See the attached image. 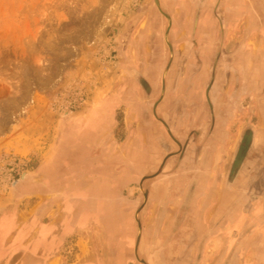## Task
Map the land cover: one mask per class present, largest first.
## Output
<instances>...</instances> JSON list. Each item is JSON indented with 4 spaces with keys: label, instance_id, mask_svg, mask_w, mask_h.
Instances as JSON below:
<instances>
[{
    "label": "rangeland",
    "instance_id": "obj_1",
    "mask_svg": "<svg viewBox=\"0 0 264 264\" xmlns=\"http://www.w3.org/2000/svg\"><path fill=\"white\" fill-rule=\"evenodd\" d=\"M197 2L171 0L168 7L169 0H0V233L13 236L2 242L3 252L12 246L11 238L27 233L26 225L36 215L40 221L46 219L51 201L54 209H62L66 194L61 191L60 179L56 174L50 178L42 173L41 167L50 166L52 173H57V166L67 168L69 163L58 159L63 149L78 148L88 137L96 141L90 151L92 157L97 153L96 146L108 142L100 159L103 161L120 159L126 142L138 140L135 111L147 96L132 77L134 74L161 89L163 78L173 73L171 87L182 92L172 96L176 103H182L183 92L189 90L188 76H193L194 86L208 80L210 64H199L198 60H203L212 43L207 41L206 22L218 0H208L198 29L194 28ZM162 3L169 10H164ZM246 5L248 11L239 15L236 30L226 39L227 45H246L239 63L246 68L237 78L229 80L233 76L229 73L218 81V86L230 88L225 94L227 109L218 111L215 122L218 138L224 142L220 164H226L237 139L249 142L250 128L258 126L260 138L256 139L252 163L247 162V172L236 182V190L243 188L246 192L238 197L243 206L240 221L244 223H236L240 215L237 212L220 224L221 231L213 239L218 240L217 248L234 246L227 237L232 229V236L264 229L260 221L254 228L247 227L249 205L254 203L260 210L264 199V0H246ZM170 25L174 39L166 36ZM167 39L174 46L175 59L168 73ZM258 64L260 70L256 69ZM204 87L192 91V104H201ZM207 118L203 123L210 126L211 117ZM100 160L92 164L93 169L103 166ZM255 171L258 174L252 178L251 172ZM113 176V186L119 188L123 200L117 210H122L130 222L119 232L121 237H131L137 229L134 212L140 189L136 181H126L121 188L122 172ZM49 180L52 190L48 189ZM153 211L151 208L144 224L150 231L146 240L149 245L157 231L156 223L150 221ZM179 226L180 222L173 223L172 228L160 224L158 230L164 234L154 239V246L162 248L172 240L178 249L171 258L162 253L160 264H170V260L172 264L174 260L176 264H192L194 253L190 252H195L199 239L173 238ZM182 231L193 230L186 224ZM132 241L127 248L134 257ZM186 251L188 254H184ZM6 261L12 263L14 259ZM240 261L237 256L235 264Z\"/></svg>",
    "mask_w": 264,
    "mask_h": 264
},
{
    "label": "water",
    "instance_id": "obj_2",
    "mask_svg": "<svg viewBox=\"0 0 264 264\" xmlns=\"http://www.w3.org/2000/svg\"><path fill=\"white\" fill-rule=\"evenodd\" d=\"M207 3L208 0H198L197 2L194 22L196 29L199 27L200 15ZM247 7L246 0H233L232 3L230 0H218L214 11L208 16L206 22L209 33L211 32L210 29L215 28V26L217 32L214 38L207 37V41L212 43H210L206 55L202 56L203 60H198L199 64H202L203 61L210 64L208 80L206 82L199 81L194 86L193 76H188L189 90L183 92L182 103H176L174 99L172 100V96L182 93L180 90H174L171 87V82L174 80L173 73L163 78L161 89L153 87L144 77L141 80L135 74L132 76L139 82L140 88L147 96L144 104H141L135 111L139 121L137 138H141L142 141L145 140L144 135L139 132L144 127L148 131L152 150L149 151V157L147 156L145 160L132 166L129 169L130 174L127 172L128 176L121 180L122 182L120 181L123 183L121 188L126 186V181H136L140 189V196L135 202L136 209L134 212L137 229L133 236H128L129 239L124 241L125 246H128L129 240H133L134 257L129 255L128 248H126L125 252L128 254L125 256L126 264H160L159 260L162 253L167 254L170 258L173 254H177V244H174L172 240L162 248L154 246V239L163 237L162 234H164V231L158 230L160 224L167 223L169 228H172L173 223L177 222H180V226L177 228L178 230L173 232V238L199 239V244L193 252L192 264H203L205 260L206 264H235L238 256L234 254L235 248H238V242L232 238L235 231L232 229L227 233V237L233 240L232 245L234 244V247L231 245L233 248L229 246H218L217 248L215 244L218 240L213 241V239L221 231L222 226L220 224L226 221L232 213L238 212L240 214L237 215L239 219L236 223H244V220L240 221L243 215L241 212L243 206L238 197L242 194L245 195L246 192L243 188L236 190V182L247 172L246 165L248 161L251 162L250 160L253 159L256 152V139L259 133L257 132L258 126H256L250 128L252 136L249 142L237 139L231 155L223 166L219 161L224 142L218 138L215 122L218 111L227 109L225 94L230 92V88L224 89L222 86H218L219 79L226 77L229 73L233 74L229 80L233 77L237 78L241 74L240 71L246 68V66L239 64L244 57L246 45L244 43L234 45L232 42L227 45L226 39L233 30H236V23L241 20L239 15L248 11ZM163 9L167 10L165 7ZM214 18L216 19L214 20ZM166 36L174 39L175 33L172 32L171 25ZM166 43L170 50L169 64L166 69V73H168L175 59L173 44L169 43L168 39ZM260 68L259 64L256 65L257 70ZM202 85L205 90L203 101L201 104H192L190 102L192 99L190 100L189 96H192L194 89ZM239 86L240 84L237 89ZM229 87H232V84ZM172 91L175 92L172 93ZM174 114L177 115L175 118L173 117ZM209 117H211L212 122L210 126L207 125V122L203 123V119H209ZM107 146L108 142L104 141L95 147L97 148V155L94 154L95 159L100 160L102 158ZM246 147H248L247 153L243 155ZM113 164L118 173L125 169V163L121 162L120 159L108 163V165ZM188 165L190 166L188 167ZM251 174L254 178L258 171H255L254 174L251 172ZM47 185L48 189L52 190L51 180L48 181ZM232 192L236 193L233 195ZM126 206L129 207V205ZM156 207L158 208L156 209ZM256 207L257 205L254 203L249 205L252 210ZM151 208H154V211L150 221L156 223L157 231L153 232L151 236L153 242L151 241L152 244L149 245L146 244V240L150 231L144 224L147 222ZM260 215V222L263 225L264 199L260 205ZM188 216L191 217V222ZM14 219L16 222V218ZM33 219L31 224L26 227L28 230L41 222V218L37 215ZM89 219L83 217L77 221L81 228L80 246L83 256L77 260L76 264H103L104 251L108 246L112 250L110 261L112 264H119L121 260H118V250H121L123 243H120L117 229L115 232L110 230L113 234V240L108 245L104 237H101L105 228L101 223L98 227V224L93 220L90 222ZM186 224L190 225L193 231L183 232L182 226ZM199 229L200 231H198ZM234 230H237V227H234ZM171 234L169 235L170 238ZM86 235L88 237L84 241L83 238ZM211 248H215V250L212 251ZM92 250H96L98 253L95 257L93 256V260L89 258L92 255ZM184 254H188V251ZM172 262L170 260L169 263L172 264ZM174 263L176 264L175 260ZM240 264H253V262L252 260L249 261L248 258H242ZM260 264H264V262Z\"/></svg>",
    "mask_w": 264,
    "mask_h": 264
},
{
    "label": "crops",
    "instance_id": "obj_3",
    "mask_svg": "<svg viewBox=\"0 0 264 264\" xmlns=\"http://www.w3.org/2000/svg\"><path fill=\"white\" fill-rule=\"evenodd\" d=\"M251 1L253 3V0H250V3ZM210 30L211 32L207 34V37L214 38L215 28L213 27ZM248 59L250 58L248 57ZM249 61L247 60L248 64ZM261 66L263 67V65ZM139 132L144 135L146 143H144L145 140L142 141L139 138L140 140H133V144L126 142V145L120 151V161L125 163V169L121 171L124 179L128 176L127 172L130 174L129 169L138 162L140 163L142 160H145L147 156L149 157V151L152 150L148 131L142 127ZM259 138L260 136H258L257 141ZM95 142V138L91 139L88 137L85 138V141L81 140L78 148L76 146L72 149H63L64 154L59 155L58 159H63L69 165L67 168L65 166H57V173H52L50 166L41 167V172L46 173L50 178L54 177L53 174L58 175L57 177L55 175V177L60 179L62 185L61 191H64V194H66L62 209H54V202L51 201L48 204L50 209L46 219L38 225H33L28 230L30 232L25 233L23 237V234L19 233V236L11 238L12 243L10 245L12 246L8 252L2 251V242L13 236L11 234L7 237V235L4 236L0 233V264H76L77 260L83 256L80 246L81 228L77 223L78 219L83 217L90 218V222L93 220L96 224L101 223L103 225L105 230L101 237H104L108 245L113 240V234L110 230L115 232L117 229L120 243H123L120 248L121 250H118V260H121L119 264H126L125 256L128 254L125 252L127 246H125L124 241L129 237H121L120 232L130 222L122 210L119 209L120 212L117 210L118 206L122 204V200L120 198L121 193L117 187L113 186V179H115L113 175L114 173L117 174V172L113 169L111 172V165L105 164V162H110V158L104 160L105 162L103 159L100 160L103 166H95V169L92 168V164H96L99 161L90 156V151H92L91 149ZM138 145L139 147L137 148ZM106 148L103 155H105ZM236 213L231 214V219L236 216ZM247 217V227L254 228L260 221V210L258 208L248 210ZM38 226L39 229L35 232ZM37 232L38 234L34 235ZM87 237V235L84 236L83 240L85 241ZM232 238L239 241L238 248H235L234 251V254L238 255V258H250L253 264L264 262V229L249 231L247 234L239 232ZM211 249L212 251L215 250V248ZM91 252L92 255L89 258L93 260V256L95 257L98 253L96 250H92ZM229 252H231V249H229ZM6 253V258L2 257ZM104 255L105 257L102 260L104 262L102 263L112 264L110 261L112 250L109 246L105 248ZM11 258L14 259V262L7 263L6 260Z\"/></svg>",
    "mask_w": 264,
    "mask_h": 264
},
{
    "label": "bare ground",
    "instance_id": "obj_4",
    "mask_svg": "<svg viewBox=\"0 0 264 264\" xmlns=\"http://www.w3.org/2000/svg\"><path fill=\"white\" fill-rule=\"evenodd\" d=\"M196 1V0H195ZM163 4V3H162ZM171 1L169 0V6L170 7ZM164 6V5H163ZM168 7H165L166 9H169ZM193 10V9H192ZM195 13V12H194ZM31 104V103H30Z\"/></svg>",
    "mask_w": 264,
    "mask_h": 264
},
{
    "label": "flooded vegetation",
    "instance_id": "obj_5",
    "mask_svg": "<svg viewBox=\"0 0 264 264\" xmlns=\"http://www.w3.org/2000/svg\"><path fill=\"white\" fill-rule=\"evenodd\" d=\"M171 1V0H170ZM162 6H163V4H162ZM167 10H169V9H167Z\"/></svg>",
    "mask_w": 264,
    "mask_h": 264
}]
</instances>
